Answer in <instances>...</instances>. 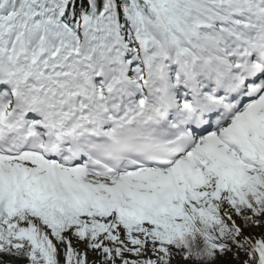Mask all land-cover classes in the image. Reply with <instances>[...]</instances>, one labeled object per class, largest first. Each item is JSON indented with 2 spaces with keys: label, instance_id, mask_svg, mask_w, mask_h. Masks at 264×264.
Returning a JSON list of instances; mask_svg holds the SVG:
<instances>
[{
  "label": "snow or ice",
  "instance_id": "6c2138e0",
  "mask_svg": "<svg viewBox=\"0 0 264 264\" xmlns=\"http://www.w3.org/2000/svg\"><path fill=\"white\" fill-rule=\"evenodd\" d=\"M0 264H264V0H0Z\"/></svg>",
  "mask_w": 264,
  "mask_h": 264
}]
</instances>
